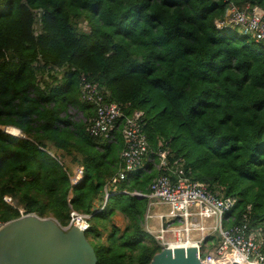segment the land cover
Listing matches in <instances>:
<instances>
[{
	"label": "trees",
	"instance_id": "16d2710c",
	"mask_svg": "<svg viewBox=\"0 0 264 264\" xmlns=\"http://www.w3.org/2000/svg\"><path fill=\"white\" fill-rule=\"evenodd\" d=\"M232 6L264 12V0H0V222L23 208L67 227L74 210L90 215L98 264H150L163 248L143 228L148 198L135 192L169 174L163 151L170 166L234 199L224 227L247 223L264 251V49L218 27ZM83 76L124 117L144 114L153 161L116 191L124 117L109 138L92 136ZM77 166L83 179L72 186ZM220 239L207 238L201 257Z\"/></svg>",
	"mask_w": 264,
	"mask_h": 264
},
{
	"label": "built area",
	"instance_id": "2783aa9c",
	"mask_svg": "<svg viewBox=\"0 0 264 264\" xmlns=\"http://www.w3.org/2000/svg\"><path fill=\"white\" fill-rule=\"evenodd\" d=\"M219 28H238L239 36H250L252 40L264 49V12L259 7L240 9L232 6L224 21L218 22ZM81 98L93 106L94 115L90 120L88 131L92 136L109 138L115 129L117 121L124 117L117 103L108 102L105 93L84 76L81 79ZM143 112L134 111L124 117L121 135L124 148L121 152L122 170L111 180L109 186L117 190V184L125 180L128 174L141 169L143 162L151 158L150 146L143 130ZM7 133L10 126L5 127ZM159 167L168 173L158 175L146 194L149 206L162 205L168 208L166 214H149V219L157 221L158 228L148 225V233L162 248L199 247V258L203 264H264L262 241L257 233L248 231L244 223L231 228L224 227V221L235 205V200L211 190L204 183L191 180L183 174L180 167L174 168L167 161L166 153L159 151ZM83 167L77 166L70 176L72 186L78 185L83 179ZM114 191V192H115ZM113 193V192H112ZM142 197L141 193L135 192ZM109 194L106 191L105 202ZM12 204L8 198H5ZM13 205V204H12ZM104 205V204H103ZM14 206V205H13ZM102 206L98 207L100 211ZM20 216H27L23 208H18ZM90 215L71 210L67 227L77 226L88 231ZM4 223L0 222V227ZM155 230V231H154ZM219 234L218 245L201 257V249L207 238Z\"/></svg>",
	"mask_w": 264,
	"mask_h": 264
},
{
	"label": "water",
	"instance_id": "95a60500",
	"mask_svg": "<svg viewBox=\"0 0 264 264\" xmlns=\"http://www.w3.org/2000/svg\"><path fill=\"white\" fill-rule=\"evenodd\" d=\"M10 131L12 136L22 134L16 127ZM199 251L195 246L164 248L150 264H203ZM0 264H98V258L87 231L65 229L54 218L33 213L0 227Z\"/></svg>",
	"mask_w": 264,
	"mask_h": 264
},
{
	"label": "crops",
	"instance_id": "0c3cea01",
	"mask_svg": "<svg viewBox=\"0 0 264 264\" xmlns=\"http://www.w3.org/2000/svg\"><path fill=\"white\" fill-rule=\"evenodd\" d=\"M14 137L25 138L23 134H21V136H14ZM152 161L153 159L151 158L145 159L141 168H147L148 163H151ZM167 212H168V208L165 206L158 205V204H152L151 206H149V200H148V206H147V210H146V213L144 215V220H143V225H144L143 228L145 229V231L148 232V225L155 228V230L158 228L157 221L154 219H149V214L150 215L166 214Z\"/></svg>",
	"mask_w": 264,
	"mask_h": 264
},
{
	"label": "rangeland",
	"instance_id": "374dc122",
	"mask_svg": "<svg viewBox=\"0 0 264 264\" xmlns=\"http://www.w3.org/2000/svg\"><path fill=\"white\" fill-rule=\"evenodd\" d=\"M38 28H39V25H37V29H38ZM70 111H71V113L73 114V116H74L75 119L78 120V119L82 118V115H81V114H78L77 112H75V111L72 110V109H70ZM10 132H11V131H10ZM10 132H9V134H10ZM135 174H136V172H132V173H130V174H129L130 178H131V179H134V178H135ZM137 193H139V192H137ZM46 213L48 214V212H46ZM114 221H115V223H116L118 226L121 227V229L124 228V226H125V221L122 220L121 216L117 215V217H115ZM147 234H149V235H151V236L153 237L152 234H150V233H147Z\"/></svg>",
	"mask_w": 264,
	"mask_h": 264
},
{
	"label": "clouds",
	"instance_id": "9594fccd",
	"mask_svg": "<svg viewBox=\"0 0 264 264\" xmlns=\"http://www.w3.org/2000/svg\"><path fill=\"white\" fill-rule=\"evenodd\" d=\"M239 33V32H238ZM239 37H241V36H239ZM251 38V37H250ZM252 39V38H251ZM254 42V41H253ZM255 43V42H254ZM256 44V43H255ZM2 130L5 132V133H7L6 131H5V127H3L2 128ZM8 134V133H7ZM10 135V134H9ZM143 196H145V195H143ZM144 198H146V197H144ZM31 214H33V213H31ZM164 249V248H163Z\"/></svg>",
	"mask_w": 264,
	"mask_h": 264
}]
</instances>
